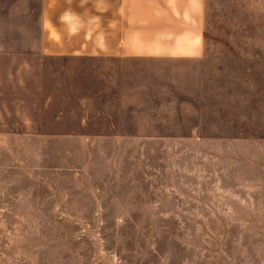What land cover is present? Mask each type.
Here are the masks:
<instances>
[{"label": "rangeland", "instance_id": "obj_1", "mask_svg": "<svg viewBox=\"0 0 264 264\" xmlns=\"http://www.w3.org/2000/svg\"><path fill=\"white\" fill-rule=\"evenodd\" d=\"M242 6L247 16L230 15ZM260 12L258 4L213 3V27L258 28ZM26 23L0 20V62ZM44 64L0 68V264H264L257 67L221 73L251 81L245 117L237 107L230 116L235 136L219 110L203 116L218 137H162L141 122L157 117L138 116L141 134L152 136L138 139L129 115H84L98 109L97 99L81 106L98 97L90 76L107 69ZM182 120L188 127L197 116Z\"/></svg>", "mask_w": 264, "mask_h": 264}, {"label": "crops", "instance_id": "obj_2", "mask_svg": "<svg viewBox=\"0 0 264 264\" xmlns=\"http://www.w3.org/2000/svg\"><path fill=\"white\" fill-rule=\"evenodd\" d=\"M213 3L258 4L259 27H242L245 21H237V27L218 30L213 27ZM243 9L230 15L245 17ZM17 18L27 23L11 37L14 45L0 68L42 67L47 61L59 69L90 65L107 69L90 76L91 83H99L92 91L98 97L82 98L81 106L90 110L97 99L98 109L84 110V115L157 117L141 122L148 130L155 125L162 137L203 130L218 137L222 130L203 116H217L219 110H224L230 136L238 134L230 116L237 107L245 117L251 81L246 75L221 73L257 67L254 104L264 137V0H0V20ZM67 84H72L68 75ZM188 114L197 121H188L192 125L185 127L182 117ZM139 121L131 122L136 124L131 138L145 136Z\"/></svg>", "mask_w": 264, "mask_h": 264}]
</instances>
